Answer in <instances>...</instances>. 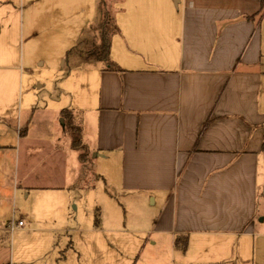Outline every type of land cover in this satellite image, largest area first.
Instances as JSON below:
<instances>
[{
	"label": "crops",
	"instance_id": "1",
	"mask_svg": "<svg viewBox=\"0 0 264 264\" xmlns=\"http://www.w3.org/2000/svg\"><path fill=\"white\" fill-rule=\"evenodd\" d=\"M61 1L28 2L26 39L51 32L46 23L51 13L63 12ZM262 2H119L109 57L121 71L83 58L78 45L98 22L81 26L68 50L84 73L81 90L63 109H71L81 127L90 169L84 174L71 141L61 145L60 132L33 138L17 119L12 143L0 142V173L5 156L14 162L9 174H0V215L19 189L28 196L31 189L81 188L95 166L111 195H122L127 209L138 213L130 231L146 233L151 245L175 246L179 239L186 249L203 248L214 238L217 247L231 248L235 240L240 246L243 238L258 235L264 214ZM72 5L78 14H93L94 0ZM9 18L0 16V22ZM16 21L14 16V26ZM7 104V96H0V123L9 126L13 112Z\"/></svg>",
	"mask_w": 264,
	"mask_h": 264
},
{
	"label": "rangeland",
	"instance_id": "2",
	"mask_svg": "<svg viewBox=\"0 0 264 264\" xmlns=\"http://www.w3.org/2000/svg\"><path fill=\"white\" fill-rule=\"evenodd\" d=\"M20 1L0 0V16L3 20L10 16L8 21L0 22V96H7V108L11 103L13 112L9 126L0 123V142L12 143L18 119L27 135L49 139L60 132V143L64 145L70 138L63 132L60 111L76 101L84 74L73 65L68 50L76 43L73 40L81 26L98 22V0H94L91 15L78 14L72 0H62L63 12L51 13L46 23L53 26L51 32L30 39L25 34L30 0H22L23 12ZM128 1L106 0L107 9L112 13ZM49 12L44 15L47 17ZM92 30L78 52L95 42L98 31L94 27ZM260 61L264 63V53ZM8 159L10 156L3 159L7 166L0 174H9L13 167V157L11 164ZM96 173L95 166L91 167L88 178L78 184L81 188L31 189L28 196L27 190L19 189L14 200L4 204L0 224L6 219L12 220L10 223L22 219L26 228L13 232L9 225L7 230L3 229L5 224L0 228V264H264V214L259 218L258 235L243 238L240 246L235 240L231 248L217 247L214 238L208 247L192 246L185 251L166 241L151 245L146 233L130 231L138 213L127 209L122 195H111ZM4 184L13 189L11 181L5 180Z\"/></svg>",
	"mask_w": 264,
	"mask_h": 264
},
{
	"label": "trees",
	"instance_id": "3",
	"mask_svg": "<svg viewBox=\"0 0 264 264\" xmlns=\"http://www.w3.org/2000/svg\"><path fill=\"white\" fill-rule=\"evenodd\" d=\"M264 8V2H262L259 17L261 16ZM98 23L94 28L98 31L99 42L97 44L92 43L90 47L85 48L80 54L87 61H98L106 65L108 70L121 71L109 57V46L111 37L118 32V28L114 21L112 13L107 9L106 0H100L98 7ZM83 39L79 45L84 42ZM78 45V46H79ZM75 50V49H74ZM60 117L63 122L64 133L70 138L71 147L78 152V157L82 163L84 174L90 169L88 160V151L82 143L81 139V127L75 122L74 115L71 109H62L60 111ZM262 151L264 152V124H263V139H262ZM97 221V220H96ZM175 246L186 250V241L176 239Z\"/></svg>",
	"mask_w": 264,
	"mask_h": 264
},
{
	"label": "built area",
	"instance_id": "4",
	"mask_svg": "<svg viewBox=\"0 0 264 264\" xmlns=\"http://www.w3.org/2000/svg\"><path fill=\"white\" fill-rule=\"evenodd\" d=\"M25 226L24 222L22 220H19L17 222H12L9 224L8 228L11 232L15 231V230H20L23 229Z\"/></svg>",
	"mask_w": 264,
	"mask_h": 264
}]
</instances>
